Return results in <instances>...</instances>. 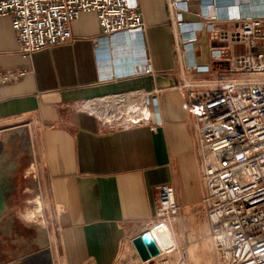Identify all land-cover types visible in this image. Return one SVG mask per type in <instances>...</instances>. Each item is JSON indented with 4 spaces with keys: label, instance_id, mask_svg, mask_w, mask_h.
Segmentation results:
<instances>
[{
    "label": "crops",
    "instance_id": "obj_1",
    "mask_svg": "<svg viewBox=\"0 0 264 264\" xmlns=\"http://www.w3.org/2000/svg\"><path fill=\"white\" fill-rule=\"evenodd\" d=\"M171 1L138 0L145 30L107 40L100 39L97 14L84 13L72 25V40L29 57L19 51L12 18L0 16V74L30 72L19 81L0 83V124L29 123L36 165L46 177L57 213V264H123L130 240L153 233L157 189L166 184L174 187L180 209L169 223L173 242L180 247L172 262L187 264L191 256H206L214 248L193 111L178 85L187 58L215 71L214 47L240 53L245 48L226 39L214 41L206 30H198L208 0L179 4L184 21L194 27L187 30L174 22ZM219 1L221 19L216 26L221 31L237 28L226 22L227 5L249 15L264 13L262 0ZM181 39H196L188 54ZM176 42H181L178 49ZM146 59L151 60L153 75L145 73ZM187 77L204 80L211 75L193 72ZM138 90L152 93L153 124L163 123L158 131L147 126L106 129L82 109L91 103L105 112L110 106L105 97ZM12 174L19 190L18 164ZM17 200L11 199L8 218L0 226V264H22L36 253L32 227L25 225Z\"/></svg>",
    "mask_w": 264,
    "mask_h": 264
},
{
    "label": "built area",
    "instance_id": "obj_2",
    "mask_svg": "<svg viewBox=\"0 0 264 264\" xmlns=\"http://www.w3.org/2000/svg\"><path fill=\"white\" fill-rule=\"evenodd\" d=\"M190 1H171L174 22L181 29L194 28L184 21L179 5ZM208 1L199 14L202 21L198 30H206L214 41L226 39L243 46L245 51L214 47L211 58L215 71L187 58L178 88L193 111L201 178L207 189L204 206L218 264H264V13L249 15L236 5H227L226 22L237 28L225 32L216 26L221 19L220 1ZM206 7L211 8L209 12H205ZM90 12L97 14L102 40L120 33L142 32L146 27L138 0H0V16L12 18L19 51L25 57L68 43L73 23ZM195 40L181 39L186 54ZM180 43L176 42L177 49ZM143 63L145 73L153 75L151 60ZM193 72L209 74L211 78L191 80L187 75ZM29 73L21 69L2 73L0 83L19 81ZM151 94L138 90L107 96L103 101L110 106L105 112L91 104L82 109L98 117L106 129L147 126L158 131L163 123L153 124ZM157 191V220L150 226L169 224L180 213L172 185H162ZM174 253L175 250L147 263L174 264Z\"/></svg>",
    "mask_w": 264,
    "mask_h": 264
},
{
    "label": "rangeland",
    "instance_id": "obj_3",
    "mask_svg": "<svg viewBox=\"0 0 264 264\" xmlns=\"http://www.w3.org/2000/svg\"><path fill=\"white\" fill-rule=\"evenodd\" d=\"M28 126L27 121L12 126L0 124V167L12 170L16 163L18 164V174L15 177L16 181H19V190L17 193L16 187L13 186L10 198L13 193L17 194L16 198L19 199L22 209L21 217L24 218L25 225L32 227L33 253L53 246L54 264H57V213L46 177L41 173L38 164L36 165L34 143L28 133L30 129ZM129 243L131 248L129 253L123 255V264H143L138 258L139 255L133 246V241L130 240ZM176 251L179 252L180 247ZM210 251L209 254L207 253L208 255L203 257L191 256L187 264H218L214 248ZM178 257L175 255V259Z\"/></svg>",
    "mask_w": 264,
    "mask_h": 264
},
{
    "label": "water",
    "instance_id": "obj_4",
    "mask_svg": "<svg viewBox=\"0 0 264 264\" xmlns=\"http://www.w3.org/2000/svg\"><path fill=\"white\" fill-rule=\"evenodd\" d=\"M14 186L11 170H0V226L7 220L10 211V194ZM133 246L142 261L158 256L161 252L154 240L145 232L133 239Z\"/></svg>",
    "mask_w": 264,
    "mask_h": 264
},
{
    "label": "bare ground",
    "instance_id": "obj_5",
    "mask_svg": "<svg viewBox=\"0 0 264 264\" xmlns=\"http://www.w3.org/2000/svg\"><path fill=\"white\" fill-rule=\"evenodd\" d=\"M262 2H264V0H262ZM210 9L211 8L206 7L205 12H209ZM0 170H11V169H4L3 167H0ZM151 227H153V233L151 234L150 231H147L148 236H150L154 240V242L156 243V245L158 246L161 252L158 256L153 257V259H159L165 257L171 251L177 250L176 243L173 242L171 230L169 229V224L157 223L152 225ZM17 263L21 264L19 261L18 262L13 261L12 263L9 264H17ZM22 264H54L52 249L45 248L40 252H37L34 256L27 257L24 259V261H22ZM143 264H148V263L147 261H145Z\"/></svg>",
    "mask_w": 264,
    "mask_h": 264
},
{
    "label": "flooded vegetation",
    "instance_id": "obj_6",
    "mask_svg": "<svg viewBox=\"0 0 264 264\" xmlns=\"http://www.w3.org/2000/svg\"><path fill=\"white\" fill-rule=\"evenodd\" d=\"M17 193H18V190H17ZM16 196H17V194H12V196H11V199H14V202H16V201H18L17 199H16Z\"/></svg>",
    "mask_w": 264,
    "mask_h": 264
}]
</instances>
